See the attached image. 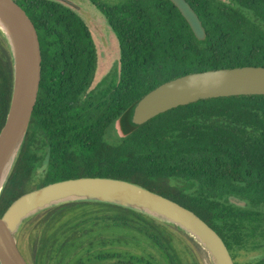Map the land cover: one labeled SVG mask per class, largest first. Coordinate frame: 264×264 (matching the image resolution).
I'll list each match as a JSON object with an SVG mask.
<instances>
[{
    "label": "trees",
    "instance_id": "16d2710c",
    "mask_svg": "<svg viewBox=\"0 0 264 264\" xmlns=\"http://www.w3.org/2000/svg\"><path fill=\"white\" fill-rule=\"evenodd\" d=\"M89 1L120 51L117 68L95 87L98 53L84 19L56 0H16L38 33L41 82L0 195V217L24 194L52 183L119 179L193 211L220 235L234 261V254L253 251L263 254L248 264H264V96L198 101L140 127L130 124L133 107L168 81L264 67V0H187L206 30L203 41L169 0ZM12 91V57L0 34V132ZM114 125L117 137L110 134ZM25 236L32 264H198L205 253L154 218L95 201L38 213L19 234L21 251Z\"/></svg>",
    "mask_w": 264,
    "mask_h": 264
},
{
    "label": "water",
    "instance_id": "95a60500",
    "mask_svg": "<svg viewBox=\"0 0 264 264\" xmlns=\"http://www.w3.org/2000/svg\"><path fill=\"white\" fill-rule=\"evenodd\" d=\"M199 41L207 34L187 0H169ZM71 7L67 0H59ZM0 34L13 62V91L0 132V195L29 130L41 82V46L37 30L16 0H0ZM235 96H264V67H237L192 73L168 81L132 109L130 124L140 127L172 109L198 101ZM95 201L129 208L188 236L214 264H235L220 235L188 208L131 182L84 177L49 184L18 198L0 217V264H30L18 244L24 225L38 213L69 202Z\"/></svg>",
    "mask_w": 264,
    "mask_h": 264
},
{
    "label": "rangeland",
    "instance_id": "374dc122",
    "mask_svg": "<svg viewBox=\"0 0 264 264\" xmlns=\"http://www.w3.org/2000/svg\"><path fill=\"white\" fill-rule=\"evenodd\" d=\"M59 1V0H56ZM73 4L71 6L86 22L90 31L92 32L98 53L97 72L92 87H95L102 79L117 68L119 64V43L116 35L109 27L104 15L89 1V0H67ZM105 4H119L126 0H101ZM112 137H117L119 132L118 125H114L110 129ZM42 170L38 171L40 174ZM161 222V221H160ZM168 226V225H167ZM171 227V226H169ZM173 228V227H171ZM24 250L22 253L26 257L27 261L32 264L30 250H29V239L28 236L24 238ZM21 250V249H20ZM263 253L253 251H240L234 254L235 261L240 264H248L256 260ZM189 262L193 259L187 255ZM198 264H214L212 259L206 253L199 254Z\"/></svg>",
    "mask_w": 264,
    "mask_h": 264
},
{
    "label": "bare ground",
    "instance_id": "6f19581e",
    "mask_svg": "<svg viewBox=\"0 0 264 264\" xmlns=\"http://www.w3.org/2000/svg\"><path fill=\"white\" fill-rule=\"evenodd\" d=\"M0 22L5 24L6 23V20L3 18V16L0 14ZM7 24V23H6Z\"/></svg>",
    "mask_w": 264,
    "mask_h": 264
}]
</instances>
